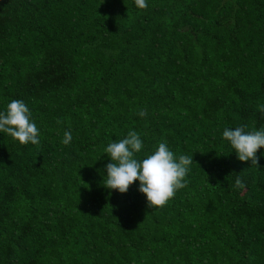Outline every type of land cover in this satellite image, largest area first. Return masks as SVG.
<instances>
[{
	"label": "trees",
	"instance_id": "16d2710c",
	"mask_svg": "<svg viewBox=\"0 0 264 264\" xmlns=\"http://www.w3.org/2000/svg\"><path fill=\"white\" fill-rule=\"evenodd\" d=\"M146 2L0 0V112L22 100L40 131L0 133V264H264V149L223 138L264 128V0ZM129 131L137 159L193 155L162 209L105 187Z\"/></svg>",
	"mask_w": 264,
	"mask_h": 264
},
{
	"label": "clouds",
	"instance_id": "9594fccd",
	"mask_svg": "<svg viewBox=\"0 0 264 264\" xmlns=\"http://www.w3.org/2000/svg\"><path fill=\"white\" fill-rule=\"evenodd\" d=\"M139 9L148 7L146 0H135ZM264 112V106L260 108ZM141 117L145 111L139 113ZM0 133H5L21 145H40V131L32 120V113L24 101L12 100L5 112H0ZM223 138L229 142L241 162H251L258 166L257 152L264 149V128L246 132L243 126L233 129L226 128ZM72 140L70 131H65L63 144ZM143 142L136 131H129L126 138L118 142H110L105 153L111 163L106 165L107 176L105 187L127 193L135 181H139V191L147 198L150 208H164L176 195V192L187 186L193 155L178 157L168 148L166 141L159 143L156 150L144 159L136 158L143 149ZM234 187L244 189L246 185L237 176Z\"/></svg>",
	"mask_w": 264,
	"mask_h": 264
}]
</instances>
